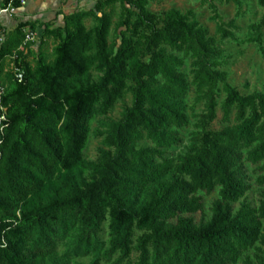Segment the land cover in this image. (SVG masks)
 Here are the masks:
<instances>
[{
	"label": "trees",
	"instance_id": "16d2710c",
	"mask_svg": "<svg viewBox=\"0 0 264 264\" xmlns=\"http://www.w3.org/2000/svg\"><path fill=\"white\" fill-rule=\"evenodd\" d=\"M152 1L96 0L62 27L44 25L36 53L21 48L39 25L3 28L0 264H47L68 243L66 256L89 264H264V194L259 206L249 202L245 171L262 164L264 186V93L229 83L217 39L192 11L160 15ZM215 19L217 34L234 39V25L217 11ZM252 29L262 44L264 14ZM15 54L22 82L5 72ZM192 90L204 110L174 158L191 126ZM129 95L88 162L91 123ZM219 112L225 127L214 130ZM215 192L210 219L197 222L200 194Z\"/></svg>",
	"mask_w": 264,
	"mask_h": 264
},
{
	"label": "rangeland",
	"instance_id": "374dc122",
	"mask_svg": "<svg viewBox=\"0 0 264 264\" xmlns=\"http://www.w3.org/2000/svg\"><path fill=\"white\" fill-rule=\"evenodd\" d=\"M259 0H153L149 9L153 13L162 14L169 10H177L182 13L192 11L199 23L205 28L211 37L218 41L220 54L218 60L222 64L221 69L228 75L229 83L237 88L242 95H251L255 93H264V42L259 44L255 41V32L253 25H257L264 14V8L259 5ZM216 11L222 17L225 23L233 24L234 28L229 29L234 33V39L223 40L217 34L218 21L215 19ZM17 13L11 17L14 21L13 28H6L10 32L19 24ZM41 29L38 26L35 32L38 33L36 42L29 47V53H36L41 42ZM29 30V29H27ZM25 56H28L26 53ZM32 58V56H31ZM192 66L190 62L187 65L186 73L191 79ZM132 98L127 96L123 101L117 103L114 110L107 117H98L91 123V133L85 149V158L88 162H95L98 157V150L101 148L102 139L98 133L103 131L106 126L117 121L125 106L131 105ZM191 126L183 131L184 142L180 147H174L169 151L171 157H177L183 154L188 147L190 134L194 132L197 123V116L203 113L202 104H197L196 95L192 90L187 102ZM222 113H218V119L213 123L214 130L223 129ZM259 165L247 163L245 165L246 177H248L249 191L246 194L249 202L259 206V202L264 194V186L258 183L259 177L263 175ZM204 198L205 215L197 214V222L209 220L211 217V207L215 200L219 198L218 192L210 196L200 194ZM62 247L54 260H49L47 264H89L90 258L69 259L66 254L72 251V244ZM137 255L133 256L135 260ZM239 264H242L240 262Z\"/></svg>",
	"mask_w": 264,
	"mask_h": 264
},
{
	"label": "crops",
	"instance_id": "0c3cea01",
	"mask_svg": "<svg viewBox=\"0 0 264 264\" xmlns=\"http://www.w3.org/2000/svg\"><path fill=\"white\" fill-rule=\"evenodd\" d=\"M96 0H29L28 5L17 11L18 22H34L39 26L50 24L54 29L63 26L64 16L80 10H89ZM4 0H0V8ZM14 21L11 17H2L3 28H13ZM43 30L41 29L40 32ZM38 34V33H37ZM5 72L11 70L12 59H7Z\"/></svg>",
	"mask_w": 264,
	"mask_h": 264
},
{
	"label": "built area",
	"instance_id": "2783aa9c",
	"mask_svg": "<svg viewBox=\"0 0 264 264\" xmlns=\"http://www.w3.org/2000/svg\"><path fill=\"white\" fill-rule=\"evenodd\" d=\"M29 0H12L7 6H2L0 8V49L5 43L6 40V35L3 30L2 26V17L7 16V17H13L17 11L18 8L15 6V2H18L21 7H25L28 5ZM37 32L31 31V30H25V39L22 45L23 49L24 47H27L28 45L36 42L37 40ZM12 59V65H11V70L15 75V78L18 82L23 81V71L16 65V61L18 60L17 54L13 55L11 57ZM6 94V87L0 83V143H1V138L4 135V121H6V108L3 106V98Z\"/></svg>",
	"mask_w": 264,
	"mask_h": 264
}]
</instances>
